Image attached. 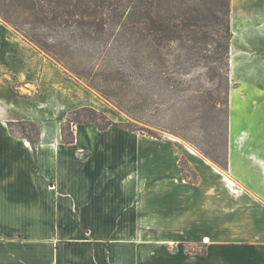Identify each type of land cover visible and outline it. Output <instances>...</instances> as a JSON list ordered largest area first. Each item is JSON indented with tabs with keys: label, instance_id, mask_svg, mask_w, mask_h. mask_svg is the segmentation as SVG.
<instances>
[{
	"label": "crops",
	"instance_id": "crops-1",
	"mask_svg": "<svg viewBox=\"0 0 264 264\" xmlns=\"http://www.w3.org/2000/svg\"><path fill=\"white\" fill-rule=\"evenodd\" d=\"M231 30L225 172L119 126L79 122L65 142L59 121L104 103L0 25V43L29 55L26 73L12 72L33 80L43 70L36 97L9 83L0 96V264H264V0H231ZM38 98L43 115L18 110ZM9 112L45 122L36 149L11 131ZM182 154L198 182L184 178Z\"/></svg>",
	"mask_w": 264,
	"mask_h": 264
},
{
	"label": "trees",
	"instance_id": "trees-1",
	"mask_svg": "<svg viewBox=\"0 0 264 264\" xmlns=\"http://www.w3.org/2000/svg\"><path fill=\"white\" fill-rule=\"evenodd\" d=\"M0 18L23 38L57 60H60L57 56L62 55L60 50L63 48L58 50L54 44L56 42L61 43L59 45L69 44L71 47L74 43L93 44L104 55L98 67V73L103 76L127 74L131 69L145 76L148 58L161 61L160 66H167L165 62L168 58L165 55L170 54L175 56V64L188 73L187 70L197 54L205 61L204 67L209 70L211 79L218 82V96H215V100L228 107V140L230 46L233 37L231 0H0ZM49 38L54 41L53 44ZM175 44H179L185 52L176 54L175 49H172ZM110 49L114 53L129 49L131 55L123 57L127 64L113 63L115 58L107 55ZM164 49L167 51L163 53ZM107 57L109 59L104 60ZM68 70L85 79L78 67ZM112 80L116 82L115 79ZM120 81L121 79L117 82ZM165 83L168 86H177L180 82L178 78L169 75ZM87 84L108 100H113V95L99 85L93 82ZM137 86L142 90L141 84ZM139 95L141 97L142 94ZM148 97L145 94L142 99L147 101ZM146 105L142 103V106ZM79 122H93L100 130L119 126L131 132L159 137L146 128L125 126L93 107L83 106L72 110L62 124V137L65 142L74 141L73 125ZM20 127L21 136L27 138L36 149L41 132L40 125L35 121H23ZM29 131L33 133L32 136ZM219 165L224 170L228 169L227 149L225 159ZM181 168L185 176L189 175L184 165ZM193 251L204 255L206 246L201 245V249L195 246Z\"/></svg>",
	"mask_w": 264,
	"mask_h": 264
},
{
	"label": "rangeland",
	"instance_id": "rangeland-1",
	"mask_svg": "<svg viewBox=\"0 0 264 264\" xmlns=\"http://www.w3.org/2000/svg\"><path fill=\"white\" fill-rule=\"evenodd\" d=\"M0 23L1 26H5L10 31L9 39H13L12 35L19 37L18 39L21 46L24 45L28 52L35 53V56H40L43 61H49L53 68L56 67L66 77L81 84L93 96L104 103L105 110L98 109L92 105L85 106L93 107L103 112L111 120L124 124L125 126L130 125L135 129L146 128L159 136L156 138H165L173 142L176 149L186 150L188 153H192V155L203 156L206 160L213 163L221 170H224L219 163H222L225 159L228 144V107L215 100V96H218V91L216 89L218 82L217 80L214 81L211 79L209 70L204 67L205 61L197 54L194 56V60L187 70L188 73H185L180 69V66L175 64V56L170 54L165 55V57L168 58V61L165 62L167 66H160L159 63L161 61L148 58L145 76L139 75L137 71L132 69L127 71V74L115 73L113 75L103 76L98 73V67L104 55L100 52V49L93 44L74 43L71 47V45L68 46L69 44L59 45L61 43L56 42L54 44L57 45L56 48L58 50L63 48L60 50L62 55L57 56L60 60H57L50 54L41 50L33 42L23 38L2 18H0ZM49 41H51L52 44L54 42L50 38ZM107 47H110V45H107ZM172 49H175L176 54L185 52L179 44H175ZM27 51L18 46H7L5 42L0 43L1 97L8 98L11 94V91L7 87L8 83L12 86L15 93L22 97H36L41 91L40 79L43 71L42 68L37 78L33 80L16 75L15 73L17 72H12V70H17L20 73H26L25 57L26 55L27 57L29 56L26 53ZM166 51L167 49H164L163 53ZM127 54L131 55L129 49L120 53H114L111 49L107 52V55L112 56L110 58H115L112 61L113 63H117V65H119V63L127 64V60L123 59ZM108 59L107 57L104 60ZM27 60L28 65L30 62H33L29 58H27ZM72 67H78L79 70L83 72L85 77V79H83L86 82L68 70ZM174 69L177 70L172 74L169 73V71H173ZM169 75L178 78V82L180 83H178L177 86L173 84L169 86L166 85L165 80ZM112 79H115L116 82ZM120 79L121 81L117 82ZM87 82H93L99 85L101 89L111 93V95H113V100L111 101L105 98L97 89L89 86ZM137 84L143 86L142 90L138 88ZM44 85L45 90H48V87H50L48 81H46ZM139 94H142L141 97ZM145 94L149 95L147 101L142 99V97H145ZM72 95H75V93H72ZM38 99L18 101V110L25 115L30 113L33 115H43L45 109L37 104L40 102V99ZM89 99V97H82L80 101L84 102ZM142 103H146L147 105L142 106ZM15 108L17 109L16 105ZM69 113L63 121H59L60 127L66 122ZM6 117L11 119L7 121V123L11 131L17 135H22L20 125L23 121H35L40 127L45 123L29 117L21 118L10 112L6 113ZM144 122L150 123V125L147 126ZM49 125L54 126V123H50ZM74 126L75 125H73V129ZM29 134L31 136L33 135L30 131ZM179 164L182 173L181 165H184V169L188 171L189 175L187 176L183 173L187 181L196 183L200 180L198 172L187 156L182 154ZM225 172H227V170ZM194 247L195 246L190 244L185 245L187 252H192ZM198 248L201 249L200 246H198Z\"/></svg>",
	"mask_w": 264,
	"mask_h": 264
}]
</instances>
